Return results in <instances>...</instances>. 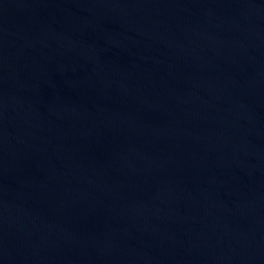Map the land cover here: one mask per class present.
<instances>
[{
    "label": "water",
    "instance_id": "water-1",
    "mask_svg": "<svg viewBox=\"0 0 264 264\" xmlns=\"http://www.w3.org/2000/svg\"><path fill=\"white\" fill-rule=\"evenodd\" d=\"M0 264H264V0H0Z\"/></svg>",
    "mask_w": 264,
    "mask_h": 264
}]
</instances>
